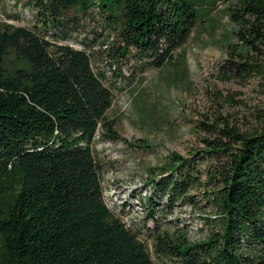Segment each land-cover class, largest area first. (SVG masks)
Segmentation results:
<instances>
[{"label":"trees","instance_id":"1","mask_svg":"<svg viewBox=\"0 0 264 264\" xmlns=\"http://www.w3.org/2000/svg\"><path fill=\"white\" fill-rule=\"evenodd\" d=\"M218 3L236 41L226 44L225 67L261 73L264 64L249 55L264 47V0H27L31 24H0V264H156L104 202L92 144L99 127L118 134L104 119L113 92L93 64L100 54L110 65L162 67ZM90 22L106 33H97L99 50L65 42L97 32L85 30ZM258 111L260 128L226 125L202 139L204 148L168 154L157 174L149 169L153 194L192 202L194 189L211 213L197 241L179 227L153 226V253L168 260L162 264H264V109Z\"/></svg>","mask_w":264,"mask_h":264},{"label":"rangeland","instance_id":"2","mask_svg":"<svg viewBox=\"0 0 264 264\" xmlns=\"http://www.w3.org/2000/svg\"><path fill=\"white\" fill-rule=\"evenodd\" d=\"M26 1L1 0L0 24H31L32 9L25 7ZM95 26L97 32L81 31L65 42L75 48L91 44V49L99 50L101 24L90 22L85 30H95ZM233 27L226 7L218 3L162 67L140 69L133 60L110 65L100 54L93 64L105 72L104 82L113 92L104 119L113 122L118 134L117 139L111 138L107 129L99 127L92 144L104 202L139 236L156 264L168 260L153 253V226L168 232L179 227L188 239L197 241L207 235L204 218L211 213L209 204L194 189L189 191L192 202L168 201L153 194L149 169L157 174L156 167L168 154L186 156L204 148L202 139L213 137L226 125L240 131L261 126L258 110L264 109V69L242 76L225 67L229 58L226 44L236 42ZM236 46L238 50L240 44ZM260 50L262 54L250 53V62L264 64V47ZM236 60L241 61L238 56Z\"/></svg>","mask_w":264,"mask_h":264}]
</instances>
